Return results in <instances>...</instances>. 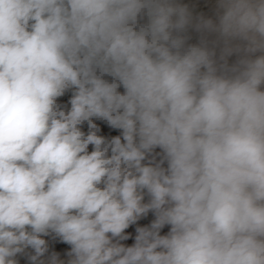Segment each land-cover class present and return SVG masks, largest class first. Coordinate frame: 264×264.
Returning a JSON list of instances; mask_svg holds the SVG:
<instances>
[{"label": "clouds", "instance_id": "clouds-1", "mask_svg": "<svg viewBox=\"0 0 264 264\" xmlns=\"http://www.w3.org/2000/svg\"><path fill=\"white\" fill-rule=\"evenodd\" d=\"M0 264H264V0H0Z\"/></svg>", "mask_w": 264, "mask_h": 264}]
</instances>
